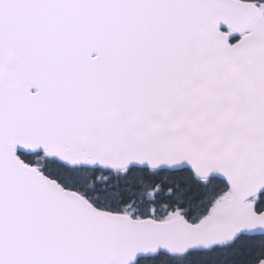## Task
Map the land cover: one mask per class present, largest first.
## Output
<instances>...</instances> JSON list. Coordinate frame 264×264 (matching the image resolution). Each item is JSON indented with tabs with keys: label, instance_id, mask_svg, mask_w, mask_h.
<instances>
[{
	"label": "snow or ice",
	"instance_id": "obj_1",
	"mask_svg": "<svg viewBox=\"0 0 264 264\" xmlns=\"http://www.w3.org/2000/svg\"><path fill=\"white\" fill-rule=\"evenodd\" d=\"M0 264H264V0H0Z\"/></svg>",
	"mask_w": 264,
	"mask_h": 264
}]
</instances>
